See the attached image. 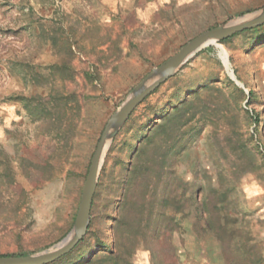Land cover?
<instances>
[{"label": "rangeland", "instance_id": "1", "mask_svg": "<svg viewBox=\"0 0 264 264\" xmlns=\"http://www.w3.org/2000/svg\"><path fill=\"white\" fill-rule=\"evenodd\" d=\"M262 8L264 0H0V256L64 239L109 117L184 44ZM263 33L264 25L202 49L129 116L99 172L90 245L113 246L120 163L138 129L198 92L200 114L167 165L170 186L182 184L176 193L199 208L215 202L226 234L206 227L205 210L186 208L177 230L138 246L130 264H249L253 247L264 264Z\"/></svg>", "mask_w": 264, "mask_h": 264}, {"label": "trees", "instance_id": "2", "mask_svg": "<svg viewBox=\"0 0 264 264\" xmlns=\"http://www.w3.org/2000/svg\"><path fill=\"white\" fill-rule=\"evenodd\" d=\"M262 26L243 32L258 33ZM230 38L222 43L227 42ZM258 39L264 40V33L258 35ZM68 68L69 66L65 64L64 69ZM36 78L37 76H33L32 81L35 82ZM199 98L198 92L189 93L183 98L178 97L177 103L170 110L161 114V110L157 111L154 114L155 119H151L149 124L141 126L138 129L141 134L134 138L133 143L129 144V160L125 166L124 161L120 163L123 165L120 172L124 176L118 183L121 186V197L116 207L117 215L113 217L111 226L113 246L103 240L97 241L95 245L88 243L95 232L90 230L92 220L87 234L78 244L69 253L50 264H130V257L138 246H149L151 243L157 242L159 237L167 231H176L178 226L175 222V215L184 213L186 208L191 214L195 211L200 213V210H205L208 214L206 227L213 230V233L218 237L220 234H226L224 228L220 226L215 202L209 204L201 202L200 209L196 201H190L189 198L182 195L180 197L176 193L175 189L177 188L186 190L183 189L182 184L175 185L174 189L170 186L173 181L170 179L173 176H170L172 169L167 165L174 160L173 155L184 134L182 128L200 114L197 105V102L200 101ZM144 102L145 100L142 103ZM33 107L40 108L41 106L34 105ZM58 115L56 120L59 123L58 129H60L63 121L61 116L65 115L63 109H59ZM257 121V117L254 116L255 124ZM131 131L130 129L128 133ZM93 206L94 201H92L91 216H93ZM168 212H173L174 215L168 216ZM247 250L249 252L244 254V257L250 259L251 264H257L260 261V254L256 252V248ZM225 253L227 256V252ZM233 255H235L233 250H230V257ZM0 257L17 256L3 255Z\"/></svg>", "mask_w": 264, "mask_h": 264}, {"label": "water", "instance_id": "3", "mask_svg": "<svg viewBox=\"0 0 264 264\" xmlns=\"http://www.w3.org/2000/svg\"><path fill=\"white\" fill-rule=\"evenodd\" d=\"M262 25H264V8L199 34L184 44L177 53L167 59L163 64L153 69L133 89L106 122L91 157L82 185L73 227L68 235L53 247L33 255L24 257H0V264H50L69 253L86 235L88 230L92 201L106 152L114 136L134 110L159 86L173 78L202 49L211 45L217 46V43L236 34ZM224 64L227 67V58Z\"/></svg>", "mask_w": 264, "mask_h": 264}, {"label": "bare ground", "instance_id": "4", "mask_svg": "<svg viewBox=\"0 0 264 264\" xmlns=\"http://www.w3.org/2000/svg\"><path fill=\"white\" fill-rule=\"evenodd\" d=\"M225 62H226V59H225Z\"/></svg>", "mask_w": 264, "mask_h": 264}]
</instances>
